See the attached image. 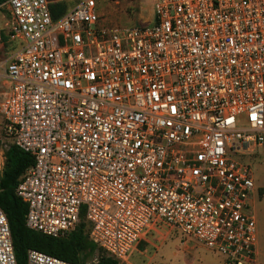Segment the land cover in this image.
I'll list each match as a JSON object with an SVG mask.
<instances>
[{
  "label": "built area",
  "instance_id": "built-area-1",
  "mask_svg": "<svg viewBox=\"0 0 264 264\" xmlns=\"http://www.w3.org/2000/svg\"><path fill=\"white\" fill-rule=\"evenodd\" d=\"M51 2L0 5L15 46L0 112L35 158L16 188L27 226L66 237L84 215L89 239L124 264L167 223L224 264H254L242 158L264 149V0H153L152 23L116 27L98 0L58 19ZM0 264H18L1 206ZM28 264L75 263L30 249Z\"/></svg>",
  "mask_w": 264,
  "mask_h": 264
},
{
  "label": "rangeland",
  "instance_id": "rangeland-1",
  "mask_svg": "<svg viewBox=\"0 0 264 264\" xmlns=\"http://www.w3.org/2000/svg\"><path fill=\"white\" fill-rule=\"evenodd\" d=\"M68 8L76 5L80 0H64ZM101 23L106 27L148 25L153 22V0H122L119 5L113 1L98 0ZM0 33L8 32L7 24L11 20V13L7 7L0 8ZM8 43L5 51L8 58L15 48ZM6 89L5 80L0 84V102ZM12 143V137L5 130V123L0 112V150ZM244 163L250 164L254 170V177L258 186L264 187V149L258 148L253 156H244ZM259 199L261 202H259ZM258 219L260 239L264 244V196L259 195L254 205ZM263 212V213H262ZM184 241L193 249L187 250ZM97 254L89 258L94 264ZM225 257L215 252L194 238H187L175 227L163 223L148 229V234L124 264H224Z\"/></svg>",
  "mask_w": 264,
  "mask_h": 264
},
{
  "label": "trees",
  "instance_id": "trees-1",
  "mask_svg": "<svg viewBox=\"0 0 264 264\" xmlns=\"http://www.w3.org/2000/svg\"><path fill=\"white\" fill-rule=\"evenodd\" d=\"M8 0H0V5ZM64 0H53L50 4L52 16L58 19L67 12ZM5 164L0 170V206L5 211L13 239L18 264H28V251L36 249L75 264H90L89 258L97 254L94 264H119L89 239L90 224L82 216L81 222L66 237H53L27 226L28 204L16 193L21 177L35 163L32 154L14 143L4 149Z\"/></svg>",
  "mask_w": 264,
  "mask_h": 264
},
{
  "label": "crops",
  "instance_id": "crops-1",
  "mask_svg": "<svg viewBox=\"0 0 264 264\" xmlns=\"http://www.w3.org/2000/svg\"><path fill=\"white\" fill-rule=\"evenodd\" d=\"M1 19H2V17L0 18V20ZM8 43H10V42L8 40L7 33H6V35L3 32L0 33V84L2 82H4V80H5L6 89H7V86H8V82H7L6 77H5L6 61L9 58V55H8V58L5 56L6 55L5 49H6L7 45H8ZM255 182H256V180H255ZM259 195L264 196V187L263 186H258L256 184L255 192L252 195V206H253V210H254L255 213H257V212L255 211L254 205H255ZM259 202H261L260 199H259ZM256 223H257V244H256V255H255L254 264H264V244H263V241L260 239V231H259V224H258V219L257 218H256ZM184 243H185V248L187 250H190V249L194 248V245L190 246L187 241H184Z\"/></svg>",
  "mask_w": 264,
  "mask_h": 264
}]
</instances>
